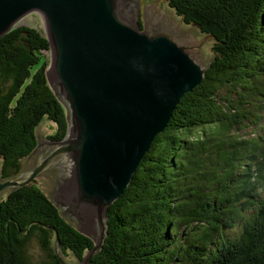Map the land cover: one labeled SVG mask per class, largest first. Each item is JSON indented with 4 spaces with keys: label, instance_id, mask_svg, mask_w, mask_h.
<instances>
[{
    "label": "trees",
    "instance_id": "obj_1",
    "mask_svg": "<svg viewBox=\"0 0 264 264\" xmlns=\"http://www.w3.org/2000/svg\"><path fill=\"white\" fill-rule=\"evenodd\" d=\"M165 1L212 36L215 58L109 207L91 264H264V0ZM50 52L30 24L0 38L3 180L22 171L45 118L55 124L49 139L67 133L66 108L47 77ZM250 127L260 130L243 137ZM57 236L64 262L94 245L35 180L2 198L0 264H29L34 237L47 255L40 264H62Z\"/></svg>",
    "mask_w": 264,
    "mask_h": 264
},
{
    "label": "water",
    "instance_id": "obj_2",
    "mask_svg": "<svg viewBox=\"0 0 264 264\" xmlns=\"http://www.w3.org/2000/svg\"><path fill=\"white\" fill-rule=\"evenodd\" d=\"M31 12L46 23L47 77L66 108L68 130L62 139L42 143L38 137L26 158L42 151L32 170L1 181L0 213L6 188L16 190L60 166L51 199L75 226L97 223V236L77 228L94 242L81 260L91 264L108 234L109 207L130 185L181 98L211 67L212 36L158 0H144V14L142 0H0V38ZM56 251L60 256L58 236Z\"/></svg>",
    "mask_w": 264,
    "mask_h": 264
},
{
    "label": "rangeland",
    "instance_id": "obj_3",
    "mask_svg": "<svg viewBox=\"0 0 264 264\" xmlns=\"http://www.w3.org/2000/svg\"><path fill=\"white\" fill-rule=\"evenodd\" d=\"M158 1H159V4H160L161 8H164V3H167V2L165 0H158ZM142 11H143V14H144V0H142ZM143 14L141 16V19L144 22V19H143L144 15ZM21 24L33 25L36 28H38L43 33V35L47 36L46 23H45V20H44L42 14H40L39 12H31V13L27 14L20 21L19 25H21ZM191 26H194V27L198 28L195 25H191ZM208 37H209L210 41L212 42V47H213L214 40H213L212 37H210V36H208ZM211 51H212V48H211ZM49 57H50V60H51V52L49 53ZM54 88H55L56 91L59 92V87L57 85L54 84ZM54 125H55L54 122L49 121V120H47L45 118L42 121V123L37 128V140H38V137H40V140H41L42 143L45 142L46 140H48L49 139L48 135H50L53 132V129L55 128ZM259 130L260 129H258V128L256 130H253V127H250L248 129H246L245 131H239V132L242 133L243 137H248L250 135L251 136L252 135H256V133ZM41 156H42V151L37 152L30 160H26L25 159L23 161V163H22V166H23L22 172L27 174L29 171H31L32 168L37 163V161H39ZM2 163H3V159L0 158V182L3 180V178H2ZM60 173H61L60 172V168L59 167H54V168H50V169H47L46 171L42 172L35 179L36 183L51 198L55 195L56 189L58 188V181H59V178H60ZM10 190H11L10 188H6L1 193L2 198L6 197V195L9 193ZM60 210L62 212V209H60ZM65 217L70 221L71 216L65 215ZM90 224H92V225H89L86 228H85V225H83L81 227H77L74 224L73 225L75 227H77V228L87 229L88 231H90L92 233L93 236H97L98 235L97 223L96 222H90ZM236 230L237 229H235V230L234 229H230L229 233L233 234L234 231H236ZM25 252H26V258H27V261H28L29 264H40V263H42V262L47 260L46 252L43 250L40 241L37 238H35V237L28 241V243L26 244V247H25ZM60 254H61V251H60ZM65 259H66V262H65L66 264H82L81 260H79V258L74 256L73 254H69V256L65 257Z\"/></svg>",
    "mask_w": 264,
    "mask_h": 264
},
{
    "label": "flooded vegetation",
    "instance_id": "obj_4",
    "mask_svg": "<svg viewBox=\"0 0 264 264\" xmlns=\"http://www.w3.org/2000/svg\"><path fill=\"white\" fill-rule=\"evenodd\" d=\"M143 23V22H142ZM55 167H60V166H55ZM54 168V167H53ZM23 172L21 171L19 174H22ZM18 175V174H17Z\"/></svg>",
    "mask_w": 264,
    "mask_h": 264
}]
</instances>
